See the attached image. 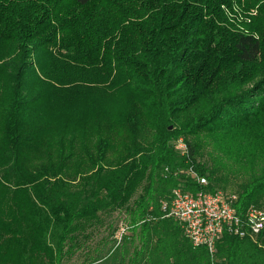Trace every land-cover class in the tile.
Returning a JSON list of instances; mask_svg holds the SVG:
<instances>
[{
  "label": "trees",
  "instance_id": "1",
  "mask_svg": "<svg viewBox=\"0 0 264 264\" xmlns=\"http://www.w3.org/2000/svg\"><path fill=\"white\" fill-rule=\"evenodd\" d=\"M232 176L264 209V0H0V264H264L162 211Z\"/></svg>",
  "mask_w": 264,
  "mask_h": 264
},
{
  "label": "built area",
  "instance_id": "2",
  "mask_svg": "<svg viewBox=\"0 0 264 264\" xmlns=\"http://www.w3.org/2000/svg\"><path fill=\"white\" fill-rule=\"evenodd\" d=\"M174 147L181 155L188 152L182 138L175 141ZM194 176L200 186H208L206 177L196 173ZM237 199V195L223 191L203 189L193 194L179 189L163 203L162 211L165 217L181 223L193 247H206L211 258H215L217 243L225 234L240 239H256L264 231V209L252 206L241 210L237 207ZM125 233L123 226L119 242Z\"/></svg>",
  "mask_w": 264,
  "mask_h": 264
},
{
  "label": "rangeland",
  "instance_id": "3",
  "mask_svg": "<svg viewBox=\"0 0 264 264\" xmlns=\"http://www.w3.org/2000/svg\"><path fill=\"white\" fill-rule=\"evenodd\" d=\"M237 178L232 176L229 183L227 184V187L226 188L219 187V190L227 194H236L237 192H239V187H240V184L243 182L242 180L244 179V177L239 176ZM108 233L109 232H107L106 230L101 231V234H99L98 236H95L90 241V247H93V248L96 246L101 247V251L103 254L108 252L109 249L112 248V242L107 239H105L104 241L101 240L102 238H107ZM101 241H103V243L100 244ZM84 259L85 258H82V257L80 258L76 256L75 258H72L71 260H67L65 264H82Z\"/></svg>",
  "mask_w": 264,
  "mask_h": 264
}]
</instances>
